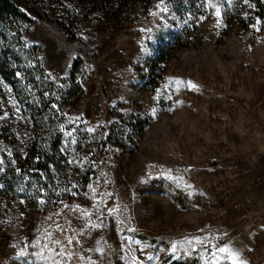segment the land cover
<instances>
[{
    "label": "rangeland",
    "instance_id": "obj_1",
    "mask_svg": "<svg viewBox=\"0 0 264 264\" xmlns=\"http://www.w3.org/2000/svg\"><path fill=\"white\" fill-rule=\"evenodd\" d=\"M50 1L0 36V264H264V0Z\"/></svg>",
    "mask_w": 264,
    "mask_h": 264
},
{
    "label": "trees",
    "instance_id": "obj_2",
    "mask_svg": "<svg viewBox=\"0 0 264 264\" xmlns=\"http://www.w3.org/2000/svg\"><path fill=\"white\" fill-rule=\"evenodd\" d=\"M62 0L60 4L62 8L60 11L62 15L59 17V23L66 29L77 28L79 22H91L92 15L100 12L101 5L106 4L111 8L116 7L114 0ZM50 0H0V36L9 39H18L15 29L19 24L24 22L41 21L49 16V3ZM76 3V4H75ZM84 21V22H83ZM14 29V30H13ZM12 42V41H11ZM8 42V45H11ZM7 45V46H8ZM9 47V46H8ZM4 61L0 58V70L4 76L13 81L16 76L15 71L10 67V58L7 53H4ZM5 63V65H4ZM14 82V81H13ZM64 134L59 133L57 139L52 143H44L43 141L36 146V154L31 157L30 163L22 169V178L15 183V191L18 196L25 197L31 211L35 209L37 202V191L39 189L30 190L28 193L27 187L32 183L34 178L49 175L51 170L57 165L56 151L60 148ZM39 156V157H38ZM35 157H37L35 159ZM28 178V183L25 182ZM32 180V181H31ZM34 224L33 216L30 217L29 225L32 227ZM183 264H196L193 262H185ZM198 264V263H197Z\"/></svg>",
    "mask_w": 264,
    "mask_h": 264
},
{
    "label": "snow or ice",
    "instance_id": "obj_3",
    "mask_svg": "<svg viewBox=\"0 0 264 264\" xmlns=\"http://www.w3.org/2000/svg\"><path fill=\"white\" fill-rule=\"evenodd\" d=\"M217 15H219V13H217ZM190 87H195V85H191V84H190ZM68 242L71 243L72 241L69 240ZM56 243H60V242H59V241H56ZM219 251H220V252H225V251H227V249L222 247V248L219 249Z\"/></svg>",
    "mask_w": 264,
    "mask_h": 264
}]
</instances>
